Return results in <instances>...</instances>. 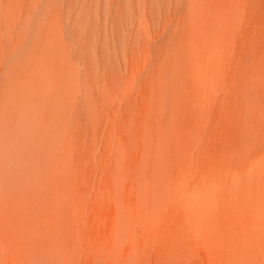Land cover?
<instances>
[{"label":"rangeland","instance_id":"obj_1","mask_svg":"<svg viewBox=\"0 0 264 264\" xmlns=\"http://www.w3.org/2000/svg\"><path fill=\"white\" fill-rule=\"evenodd\" d=\"M262 237L264 0H0V264H264Z\"/></svg>","mask_w":264,"mask_h":264},{"label":"bare ground","instance_id":"obj_2","mask_svg":"<svg viewBox=\"0 0 264 264\" xmlns=\"http://www.w3.org/2000/svg\"><path fill=\"white\" fill-rule=\"evenodd\" d=\"M24 186V185H23ZM256 237H257V235H256ZM260 237V236H259ZM255 243H258V244H261L260 245V248H263L262 250H264V237H262V238H258V241L257 242H255ZM251 246L249 247V252H251V251H254V249L256 250V247H254V244H250Z\"/></svg>","mask_w":264,"mask_h":264}]
</instances>
